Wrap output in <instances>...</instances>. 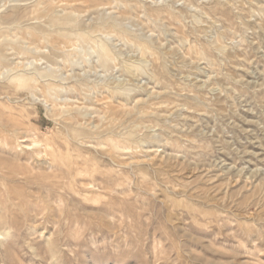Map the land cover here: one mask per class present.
Returning <instances> with one entry per match:
<instances>
[{
    "label": "rangeland",
    "instance_id": "obj_1",
    "mask_svg": "<svg viewBox=\"0 0 264 264\" xmlns=\"http://www.w3.org/2000/svg\"><path fill=\"white\" fill-rule=\"evenodd\" d=\"M0 264H264V0H0Z\"/></svg>",
    "mask_w": 264,
    "mask_h": 264
},
{
    "label": "bare ground",
    "instance_id": "obj_2",
    "mask_svg": "<svg viewBox=\"0 0 264 264\" xmlns=\"http://www.w3.org/2000/svg\"><path fill=\"white\" fill-rule=\"evenodd\" d=\"M103 53V51H102ZM104 54V53H103ZM129 68V67H128ZM14 143V142H13ZM49 147V146H48ZM68 151V150H67ZM53 152V151H52ZM53 154V153H52ZM78 161V160H77ZM13 164V163H12ZM62 168V167H61ZM35 173V172H34ZM73 178V177H72ZM48 179V178H47ZM40 180V179H39ZM15 188V187H14ZM22 191V190H21ZM24 192V191H23ZM42 192V191H41ZM9 199V198H8ZM30 199V198H29Z\"/></svg>",
    "mask_w": 264,
    "mask_h": 264
}]
</instances>
